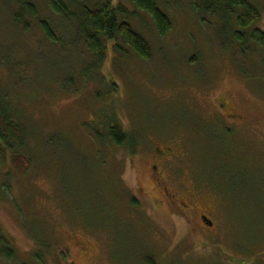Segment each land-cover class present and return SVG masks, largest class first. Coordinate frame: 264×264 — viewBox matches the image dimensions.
<instances>
[{"label":"rangeland","instance_id":"rangeland-1","mask_svg":"<svg viewBox=\"0 0 264 264\" xmlns=\"http://www.w3.org/2000/svg\"><path fill=\"white\" fill-rule=\"evenodd\" d=\"M30 1L35 18L0 0V102L30 160L21 175L13 150L0 156V230L14 251L0 264H264V49L244 56L189 0L160 3L165 37L119 0L151 57L110 47L101 62L77 42V9L64 18ZM249 1L264 31V0ZM114 118L130 134L123 146L104 127Z\"/></svg>","mask_w":264,"mask_h":264},{"label":"trees","instance_id":"trees-1","mask_svg":"<svg viewBox=\"0 0 264 264\" xmlns=\"http://www.w3.org/2000/svg\"><path fill=\"white\" fill-rule=\"evenodd\" d=\"M21 12L30 17L37 16V8L30 0H8ZM51 11L58 16L68 17L71 9H77L80 20L81 36L77 42L84 41L85 47L91 58L101 62L107 58V51L114 47L118 51L127 52L132 50L141 59H150L151 47L147 40L127 21L131 16L128 7L117 0H100L98 4L92 6L88 0H47ZM137 9L142 10L152 17L157 32L160 37H165L172 29V20L160 7L162 1L168 0H129ZM170 1V0H169ZM193 11L201 17V21L206 23L207 16H212L219 23L231 29L232 45L239 43L241 52L248 56L251 52V44L264 49V31L255 27L261 19V12L257 6L249 0H189ZM125 18V19H122ZM42 31L47 41L58 44L59 39L51 26L46 21L41 22ZM119 41L122 45H120ZM76 42V43H77ZM126 47V48H125ZM0 102V156L6 157L4 148L13 150L12 163L14 168L21 175H25L30 165V160L23 154L18 153L12 145L16 143L20 148L25 142V130L14 121L12 107L6 98H1ZM106 122L109 136L113 142L123 146L129 140L130 134L125 132L118 124L117 118L113 123ZM137 143L130 148V152L135 153ZM5 159V158H4ZM2 248H5L2 250ZM0 256L11 261L14 251L10 243L0 230Z\"/></svg>","mask_w":264,"mask_h":264},{"label":"flooded vegetation","instance_id":"flooded-vegetation-1","mask_svg":"<svg viewBox=\"0 0 264 264\" xmlns=\"http://www.w3.org/2000/svg\"><path fill=\"white\" fill-rule=\"evenodd\" d=\"M231 117V116H230ZM234 118H236V117H234ZM155 158L156 159H159L160 160V162H158L156 159V162H157V165H155V166H153L152 168H153V170L159 175L160 173L158 172V166H159V164H161V162L164 164L166 161H168L165 157H164V153H161L160 151L155 155ZM171 200V201H170ZM169 200V202H170V204L171 205H173V206H175L176 205V203H175V201H172V199H170ZM178 209H179V207H177ZM181 210V209H180ZM190 211H193V209L192 210H190ZM182 212V211H181ZM174 214L176 215V216H178V214L177 213H175L174 212ZM199 220L201 221V223L202 224H204L206 227H208V228H213L214 227V222H213V220H211L210 218H209V216H208V214L206 213V212H204V213H202V214H200L199 215Z\"/></svg>","mask_w":264,"mask_h":264}]
</instances>
